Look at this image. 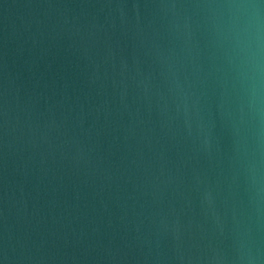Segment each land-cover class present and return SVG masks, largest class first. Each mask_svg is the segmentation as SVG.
<instances>
[{"label":"water","instance_id":"1","mask_svg":"<svg viewBox=\"0 0 264 264\" xmlns=\"http://www.w3.org/2000/svg\"><path fill=\"white\" fill-rule=\"evenodd\" d=\"M0 264H264V0H0Z\"/></svg>","mask_w":264,"mask_h":264}]
</instances>
